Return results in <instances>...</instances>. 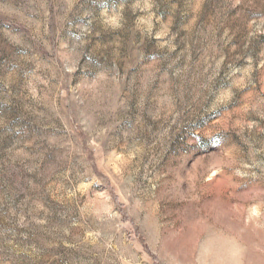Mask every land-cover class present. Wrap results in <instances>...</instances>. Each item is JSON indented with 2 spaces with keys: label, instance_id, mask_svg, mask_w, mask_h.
I'll return each instance as SVG.
<instances>
[{
  "label": "rangeland",
  "instance_id": "obj_1",
  "mask_svg": "<svg viewBox=\"0 0 264 264\" xmlns=\"http://www.w3.org/2000/svg\"><path fill=\"white\" fill-rule=\"evenodd\" d=\"M0 264H264V0H0Z\"/></svg>",
  "mask_w": 264,
  "mask_h": 264
}]
</instances>
